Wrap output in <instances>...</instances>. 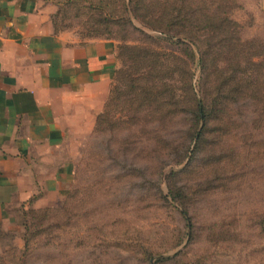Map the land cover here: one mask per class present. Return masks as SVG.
<instances>
[{
  "label": "rangeland",
  "instance_id": "1",
  "mask_svg": "<svg viewBox=\"0 0 264 264\" xmlns=\"http://www.w3.org/2000/svg\"><path fill=\"white\" fill-rule=\"evenodd\" d=\"M47 1L118 67L65 135L69 184L0 222V264H264V0Z\"/></svg>",
  "mask_w": 264,
  "mask_h": 264
},
{
  "label": "crops",
  "instance_id": "2",
  "mask_svg": "<svg viewBox=\"0 0 264 264\" xmlns=\"http://www.w3.org/2000/svg\"><path fill=\"white\" fill-rule=\"evenodd\" d=\"M47 0H0V222L40 189L72 180L69 128L101 110L118 67L110 40L57 31ZM62 164V165H61Z\"/></svg>",
  "mask_w": 264,
  "mask_h": 264
},
{
  "label": "trees",
  "instance_id": "3",
  "mask_svg": "<svg viewBox=\"0 0 264 264\" xmlns=\"http://www.w3.org/2000/svg\"><path fill=\"white\" fill-rule=\"evenodd\" d=\"M115 73H116V71H115ZM114 76H115V74H114ZM161 262H162V260H161Z\"/></svg>",
  "mask_w": 264,
  "mask_h": 264
}]
</instances>
